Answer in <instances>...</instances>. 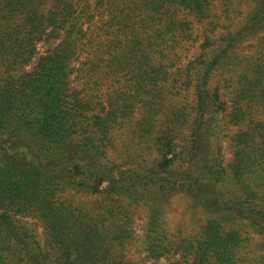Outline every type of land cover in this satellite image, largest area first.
Here are the masks:
<instances>
[{
	"label": "trees",
	"instance_id": "obj_1",
	"mask_svg": "<svg viewBox=\"0 0 264 264\" xmlns=\"http://www.w3.org/2000/svg\"><path fill=\"white\" fill-rule=\"evenodd\" d=\"M0 264H264V0H0Z\"/></svg>",
	"mask_w": 264,
	"mask_h": 264
},
{
	"label": "rangeland",
	"instance_id": "obj_2",
	"mask_svg": "<svg viewBox=\"0 0 264 264\" xmlns=\"http://www.w3.org/2000/svg\"><path fill=\"white\" fill-rule=\"evenodd\" d=\"M231 133V131L229 132ZM228 139V138H227ZM225 145V144H224ZM226 146V145H225ZM230 156V154H229ZM188 203L182 198H176L173 201V208L170 212V219H171V227L174 232L179 229H184L187 231H191L195 225L194 221L197 220V210L187 209ZM145 218L142 213H139V216L136 217V222L134 228L136 229V234L138 236V240L133 244L131 247L132 254L136 255L137 258H144V249L141 247L142 238L145 232ZM42 229V228H41Z\"/></svg>",
	"mask_w": 264,
	"mask_h": 264
}]
</instances>
